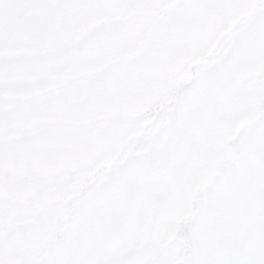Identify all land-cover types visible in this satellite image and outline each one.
I'll return each instance as SVG.
<instances>
[{
	"label": "snow or ice",
	"instance_id": "snow-or-ice-1",
	"mask_svg": "<svg viewBox=\"0 0 264 264\" xmlns=\"http://www.w3.org/2000/svg\"><path fill=\"white\" fill-rule=\"evenodd\" d=\"M0 264H264V0H0Z\"/></svg>",
	"mask_w": 264,
	"mask_h": 264
}]
</instances>
